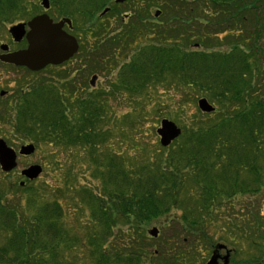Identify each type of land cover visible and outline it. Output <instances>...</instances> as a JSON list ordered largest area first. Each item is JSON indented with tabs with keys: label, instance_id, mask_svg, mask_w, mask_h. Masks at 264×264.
Returning a JSON list of instances; mask_svg holds the SVG:
<instances>
[{
	"label": "trees",
	"instance_id": "16d2710c",
	"mask_svg": "<svg viewBox=\"0 0 264 264\" xmlns=\"http://www.w3.org/2000/svg\"><path fill=\"white\" fill-rule=\"evenodd\" d=\"M51 3L75 23L81 69L116 74L107 86L90 91L86 76L78 83L74 73L58 71L27 96L12 131L37 147L49 143L55 170L64 169L54 158L61 153L69 152L73 161L78 155L87 159L99 185L74 190L90 238L78 243L66 228L62 203L46 201L26 180L24 186L14 185L27 193L18 202L21 210L0 193V234L8 243L0 246V264H74L65 253L76 247L94 264H204L222 240L216 238L223 230L217 219L222 201L234 207L238 196L263 187L264 0H160L159 23L144 21L148 8L126 18L114 0ZM26 4L0 0V14L10 21L21 18ZM106 7L108 15L119 17L114 31L99 16ZM160 86L201 93L216 109L200 112L202 119L184 126L170 146L162 147L165 154L156 155L158 163L153 158L137 163L132 155L116 152L111 141L134 135ZM110 96L127 99L129 110L116 111ZM62 179L69 189L78 182L74 162ZM173 213L178 216L169 218L158 237L144 232ZM254 221L242 228L231 220L226 238L236 242ZM259 247L263 251L264 245Z\"/></svg>",
	"mask_w": 264,
	"mask_h": 264
},
{
	"label": "rangeland",
	"instance_id": "374dc122",
	"mask_svg": "<svg viewBox=\"0 0 264 264\" xmlns=\"http://www.w3.org/2000/svg\"><path fill=\"white\" fill-rule=\"evenodd\" d=\"M25 1L27 3V15L23 14L24 16H22L21 18H17L16 20L28 21L34 15L44 11L43 6L41 5L42 0ZM158 4L154 0H127L125 3H121L120 5H118V7L121 12L126 11L125 13H133L136 10H144L148 8V14L145 15L144 21L147 23H149L150 21H156L157 23H159L161 22L160 19L154 16ZM47 12L55 20L61 18L58 13V7L53 6L52 3L51 8ZM118 18V16H112L108 14L103 16V20L105 22L109 21L108 29L111 31H114V29L118 25ZM117 28H120V26H117ZM4 37L5 36L3 33V38ZM78 58L79 57H75L74 59H72V61H70V63H68L66 66H64V68L59 67L47 70L46 77L48 79H53L55 78L56 73L60 70H64L66 74H70V76H73L75 69L81 65V63H78ZM107 71L96 70L90 73L91 69H79L77 72H75L74 78L86 76L87 84L90 85V81L93 76L98 75L95 84L90 85V91L97 90L107 86V83L112 78H114L116 74V70L111 71L109 69V71H111L110 73ZM8 75H10L11 77L16 76V78L20 77L19 72H7L6 69H3L1 67L0 79L8 77ZM4 83H6V80L4 81ZM87 90L88 88L85 89V92ZM186 91L188 92L190 91V89H187ZM153 92L154 89L149 91V97L151 96V94H153ZM194 97H196L195 103L193 102ZM203 97L205 96H203V94L201 93H197L194 96L189 92L188 94H186V92L182 89H178V91H176L175 88L169 89L160 86L156 92V98L153 100L154 105L147 110L148 115L144 120L141 121L142 124L139 126L138 130L134 131V135H132V133H128V136H124V138L120 140H113L111 141V144L114 146L116 152L121 153L123 155H132L134 161L137 163L140 162L141 159L145 158H153L155 163H158L160 153H164V151H162L163 146L160 144V137L157 133V128L160 126L161 120L170 119L175 122L182 130H184V126L190 124L193 121V118H203L200 114V112L203 111H201L198 107V100ZM109 99L111 106L116 111L123 112L129 110V102L127 99L122 100L119 96L118 98H116L117 100H115L112 96H110ZM209 103L211 102L209 101ZM211 104L213 105L214 103ZM15 118L16 117H14V114L11 113L8 116L0 114V138L4 139L10 147L18 151L19 148L24 145L26 141L33 143L34 141H32L30 138L26 139L17 132L12 131V124L13 122H15ZM22 125L24 126V124ZM130 135L132 136L130 137ZM48 144L46 143V145H40V147H37L35 145L36 150L31 155H18L17 166L12 171L5 172L0 166V193L4 195V198L7 199V201H9V204L15 205L19 208V210H21L19 204L23 203L25 199L24 196L27 193L22 189H17V187H14V185H18L21 181H25V178L21 175V171L23 169L33 164L41 165L43 168V172L36 180H34L32 183H29V185L32 186V188H34L35 190L39 189L41 196L44 195L43 199H45L46 201H49L50 203H54V201H59L62 203L66 228L70 232V234L77 235L79 237V240L77 239L79 241L78 243H81V238H83V240H85V237L90 238L89 233L87 231L89 230V227L85 226L87 223L86 217L84 218V215H79L77 211L76 207H78V205H81V200L77 196L78 192L74 189H78L80 193V190H83L85 187H93L95 185H99V181L97 179H94L92 177V174L89 172V170L91 169L90 166H88L87 164V159H83V157L78 154V156H76L75 158L77 161H73V156L69 152L61 153L58 157L55 156L54 158H59L64 165V169L62 168V170H55V168L57 167L52 161L55 152L53 151L54 149L49 146L50 144ZM139 147L141 148V150L137 149ZM157 154H159V158L156 159ZM73 162L75 163V173L79 177V180L78 182L71 183L73 188H71L72 186H70V189L74 190L71 191L69 187L64 184L65 180L62 179V176L63 174H66L68 167L73 165ZM246 176H248V172H246ZM260 183L263 185V187L261 189L259 188L258 191L244 194L246 195L244 197L238 196V198L234 200V203L236 204L234 207L231 206L229 202H226L227 200H223L222 205L219 204L223 208L221 210L219 209L217 219H221L219 221H221L220 225H222L221 227L223 228V230H221V234L219 233L218 236L216 235V238H220L221 235L222 240L219 239L218 243L225 244L229 249L233 250L230 264H247L250 260V262L253 263L264 261V248L263 251H260L259 247L260 244L261 246L264 245V179H262V182ZM66 187L67 192L64 191ZM175 216L178 215L173 213V215L169 217H164L153 221L148 226L144 227V232L148 235L149 230L153 227H156L161 231L162 227H164L166 223L170 220L169 218ZM243 218H247V220H243ZM254 218L255 221L251 224L248 231L244 234L242 233L240 238L238 237L239 239L235 237L236 242H230V240L226 238V236L230 235V230L228 229V226H231V220L233 221L234 219V222L237 224L236 226L243 228L246 227L243 225H246L248 221H251ZM125 229H127V227H125ZM169 233L170 232L168 231L166 234L169 235ZM253 238L254 242L252 243ZM122 239L125 241L128 240L127 236L125 237V239L124 237H122ZM123 240L120 241L122 242ZM147 243L151 244L149 241H147ZM7 244L8 243L7 241H5L4 235L0 234V246L6 247ZM151 247L153 248V246L149 245L150 249H152ZM211 253L212 251H209V254L206 255V260L204 264H206ZM62 255L64 257V253ZM65 258L67 262L73 261L74 264H94L92 262L94 261V258H92L91 261L90 257L88 256V252L80 249V247H76L75 249L66 252ZM60 259H62V257H60Z\"/></svg>",
	"mask_w": 264,
	"mask_h": 264
},
{
	"label": "water",
	"instance_id": "95a60500",
	"mask_svg": "<svg viewBox=\"0 0 264 264\" xmlns=\"http://www.w3.org/2000/svg\"><path fill=\"white\" fill-rule=\"evenodd\" d=\"M125 0H117L124 2ZM42 6L47 10L50 7V0H42ZM106 9L103 13L107 12ZM160 11L156 12V16L160 15ZM29 30H25L24 23L17 24L11 28V33L16 41H20L24 36L27 39V47L9 54L1 55V60L14 63L18 66L23 65L27 68L38 71L48 65H59L69 60L79 48L77 39L64 30L65 25L72 28L71 19L64 17L58 21H54L47 13L34 16L27 22ZM96 76L93 77V81ZM198 106L203 112H213L215 107L209 103L206 98L198 100ZM162 146H169L182 133V129L173 121L163 119L160 127L157 128ZM36 150L34 144L22 145L17 152L14 148L8 146L4 139H0V166L3 171H12L17 166V157L19 155H31ZM41 165L33 164L23 169L21 174L29 180L37 179L42 173ZM22 186L25 181H21ZM158 228L153 227L149 230V234L157 237ZM227 249V246L218 243L206 264H223L230 263L231 250H227L225 256L220 251Z\"/></svg>",
	"mask_w": 264,
	"mask_h": 264
},
{
	"label": "flooded vegetation",
	"instance_id": "af4514ba",
	"mask_svg": "<svg viewBox=\"0 0 264 264\" xmlns=\"http://www.w3.org/2000/svg\"><path fill=\"white\" fill-rule=\"evenodd\" d=\"M150 1H153V0H150ZM154 1L157 4L159 3V0H154ZM41 13L43 12H40L38 14H41ZM107 14L108 12H105V13L99 14V16L103 17L104 15H107ZM126 18H123V19H126ZM28 21H22V20H16V19H13L12 21H10V19H7V16L0 14V57L1 55H5V54L18 51V50H22L27 47L26 37L24 36L20 41H16L14 36L11 33V28L17 24L24 23L26 24L25 30L28 31L29 30L28 24H27ZM2 28H3V31H2ZM65 30L71 34L76 32L74 26L72 29L65 27ZM3 33L5 36L4 38H3ZM76 38L80 44L79 51L71 59L61 64V66H63L62 68H64V66L70 63V61H72V59H74L75 57H79L78 63L82 61V59H84L82 58V52H81V39L77 32H76ZM50 66H53V65H49L40 71H33L27 68L26 66H23V65L18 66L14 63L3 61L0 58V69L2 67L3 69H6L7 72H14V73L19 72L20 73L19 78H16V76L11 77L10 75H8V77H4L3 79H0V114L8 116L11 113V114H14V117H16L19 110L26 107L24 105L28 103L27 102L28 99H26L27 96L33 93L35 88H37L36 86L39 85L42 80L45 81V79H47L46 72ZM79 69L82 70L81 67L78 66V68L75 69L74 74ZM35 76L37 77L35 78ZM94 76H96V79L93 81V78H92L90 81V85L91 84L94 85L95 82L97 81L98 75H94ZM5 80H6V83H4ZM81 80H82L81 77L75 78L74 82L80 83ZM28 143L29 142L26 141L24 144H28Z\"/></svg>",
	"mask_w": 264,
	"mask_h": 264
},
{
	"label": "bare ground",
	"instance_id": "6f19581e",
	"mask_svg": "<svg viewBox=\"0 0 264 264\" xmlns=\"http://www.w3.org/2000/svg\"><path fill=\"white\" fill-rule=\"evenodd\" d=\"M227 250H231V249H229V248L227 247V249H225V250H224V252H223V256H225V255H226V253H227Z\"/></svg>",
	"mask_w": 264,
	"mask_h": 264
}]
</instances>
